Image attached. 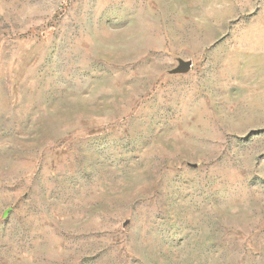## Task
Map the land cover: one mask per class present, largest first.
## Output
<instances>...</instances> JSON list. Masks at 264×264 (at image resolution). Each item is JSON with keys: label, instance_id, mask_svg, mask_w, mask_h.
<instances>
[{"label": "rangeland", "instance_id": "obj_1", "mask_svg": "<svg viewBox=\"0 0 264 264\" xmlns=\"http://www.w3.org/2000/svg\"><path fill=\"white\" fill-rule=\"evenodd\" d=\"M0 264H264V0H0Z\"/></svg>", "mask_w": 264, "mask_h": 264}, {"label": "water", "instance_id": "obj_2", "mask_svg": "<svg viewBox=\"0 0 264 264\" xmlns=\"http://www.w3.org/2000/svg\"><path fill=\"white\" fill-rule=\"evenodd\" d=\"M191 67V61H182L180 65L174 69V72H186Z\"/></svg>", "mask_w": 264, "mask_h": 264}]
</instances>
